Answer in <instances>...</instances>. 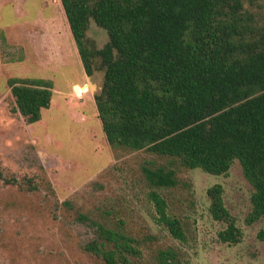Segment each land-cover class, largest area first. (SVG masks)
<instances>
[{
    "label": "rangeland",
    "instance_id": "374dc122",
    "mask_svg": "<svg viewBox=\"0 0 264 264\" xmlns=\"http://www.w3.org/2000/svg\"><path fill=\"white\" fill-rule=\"evenodd\" d=\"M260 4L253 11H264ZM88 37L97 48L109 41L94 21ZM25 77L53 82L34 124L14 109L10 80ZM103 80L98 65L86 75L61 0H0V167L20 182L0 183V264H104L87 249L99 225L137 240L131 264H161L165 251L177 264H264V219L247 221L254 189L241 163L215 175L111 145L95 103ZM160 167L174 170L175 185L152 183L148 171ZM217 183L243 231L239 243L219 238L225 224L212 217L208 195ZM157 195L182 220L184 239L159 222Z\"/></svg>",
    "mask_w": 264,
    "mask_h": 264
},
{
    "label": "trees",
    "instance_id": "16d2710c",
    "mask_svg": "<svg viewBox=\"0 0 264 264\" xmlns=\"http://www.w3.org/2000/svg\"><path fill=\"white\" fill-rule=\"evenodd\" d=\"M264 0H61L87 76L104 71L95 94L98 117L111 145L178 158L188 168L226 174L238 160L253 186L247 221L264 219ZM261 5V4H260ZM107 30L97 48L91 22ZM15 111L38 122L53 98V82L13 78ZM153 184H176L174 170L148 171ZM18 184L0 167V183ZM20 186H23L20 184ZM219 183L208 188L210 213L225 224L222 242L243 231L227 208ZM158 220L184 239L180 218L155 196ZM264 241V227L259 231ZM87 245L104 264H131L141 255L135 238L98 226ZM161 264H177L161 253Z\"/></svg>",
    "mask_w": 264,
    "mask_h": 264
}]
</instances>
